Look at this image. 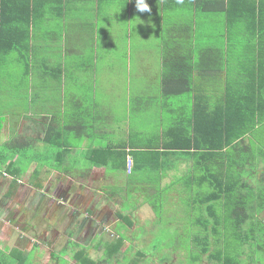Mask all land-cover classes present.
<instances>
[{"label": "crops", "instance_id": "obj_1", "mask_svg": "<svg viewBox=\"0 0 264 264\" xmlns=\"http://www.w3.org/2000/svg\"><path fill=\"white\" fill-rule=\"evenodd\" d=\"M143 4L150 11H141ZM133 27L139 46L116 47ZM153 32L156 37L151 43ZM182 57L185 65L180 62ZM183 85L192 86L195 93L177 94L176 88ZM3 86L7 98L0 102L4 111L0 147L6 142L18 145V153L1 164L0 175L11 180L5 195L9 198L13 183L23 185V180L32 186L40 182V188L28 191L36 192L33 208L29 214L26 209L18 221L30 226L29 222H40L42 216L51 218L63 211L46 209L38 193L48 184L46 178L61 173L45 170L31 157L25 163L19 152L40 144L47 127L70 118V175H66L70 178V226L84 231L86 240V233L95 230L89 224H103L91 241L107 240L103 232L121 223L123 200L139 199L140 191L173 202L179 199L173 187L184 186L180 180L190 164L165 158L159 171L158 161L149 160V148L161 141V130L173 120L183 123L179 126L183 132L193 100L196 121L206 127L201 134L213 137L222 120L229 134L247 133L242 129L249 126L255 111L262 116L258 131L264 135V101L259 97L264 96V0L1 2ZM46 90L49 93L43 97ZM131 97L133 115H129ZM18 107L22 110L16 119L12 113ZM146 111L158 118L154 126L141 120L147 119ZM8 166L17 169L6 171ZM141 172L144 178L137 175ZM146 205V201H137L129 215H144L141 208ZM0 209V222L17 224V214ZM138 224L133 221V229ZM3 226L0 243L6 239L10 245L14 236L5 233ZM4 260L0 256V264Z\"/></svg>", "mask_w": 264, "mask_h": 264}, {"label": "trees", "instance_id": "obj_2", "mask_svg": "<svg viewBox=\"0 0 264 264\" xmlns=\"http://www.w3.org/2000/svg\"><path fill=\"white\" fill-rule=\"evenodd\" d=\"M8 1L0 0V7L1 2ZM163 60L166 63L165 54ZM180 62L186 64L183 57ZM175 92L192 93L194 88L183 85L176 88ZM259 97L264 101L263 95ZM195 105L193 100L191 115L183 126V132L179 131V126L183 123L173 120L161 130L158 140L161 141L155 147L149 148V153L152 154L149 160L158 161L159 171L165 158L176 164H190L185 177L180 180L191 191L187 202L190 209L187 216L191 217L192 224L188 232L191 241L187 247L189 264H264V220L261 218L264 211V150L260 146H254L259 143L264 145L263 134L258 131L262 116L258 112H252L249 126L242 129L247 133L229 134L228 125L222 120L217 134L212 137L208 133L201 134V130L206 127L197 123ZM55 134L58 137L54 139ZM212 139L213 143L210 142ZM42 142L48 148L55 149L52 153L54 157L58 158L59 155L57 161H53L56 164H44V168H57V172L70 175V158H67L70 155V118L61 124L47 127ZM243 144L246 145L245 151L242 150ZM17 148L18 145H13L12 142H6L0 147V171L1 164L11 157L9 154L18 153ZM19 153L24 156L25 152ZM143 161L145 162L144 159ZM10 166L5 170L15 168ZM24 170L26 168L21 171ZM12 172L14 171L10 170ZM147 202L152 206L153 213L161 206L155 205L150 199ZM128 212L119 215L120 224L135 231L136 228L133 229L132 225L134 219L128 217ZM72 233L73 231L70 235ZM116 234L117 238L108 239L107 235V240L98 239L103 244L99 249L95 248L98 249L96 253L101 254H95L94 259L86 252L78 250L76 243L71 244L70 257L76 258L78 264H99L113 260L116 261L115 264H119L121 257L131 255L130 260L122 264H142L140 260L143 254L135 251L134 246L129 244L122 249L125 239L123 235ZM0 256L5 259L3 264H17L16 260L12 261L13 254L11 258L0 251ZM160 264L176 263H172V260L165 263L164 259Z\"/></svg>", "mask_w": 264, "mask_h": 264}, {"label": "rangeland", "instance_id": "obj_3", "mask_svg": "<svg viewBox=\"0 0 264 264\" xmlns=\"http://www.w3.org/2000/svg\"><path fill=\"white\" fill-rule=\"evenodd\" d=\"M133 29L134 27L132 28L130 35L127 36L125 40H120V43H117L116 47L132 49V46H139V44H136L134 42L136 29H134V31ZM154 34L155 32L150 34L149 39L151 43H154L153 38L156 37V35ZM120 80V78L119 80H116V83L119 84ZM131 90H134V88L130 87V96L132 94L134 95V92L132 91L131 93ZM5 91L6 89L4 88V86L3 88H0V102H3V100L6 101L7 95L5 94ZM48 93V90L44 91L43 97H45ZM132 97L130 99L129 115H133L134 111L133 107L135 104ZM21 110L22 109H19L18 107L16 113H12L14 114V116H16V119L18 118L17 115H21ZM145 113L147 115V119H141L143 120V123L149 121L151 125L154 126L155 122H158V118L154 117V115L149 111H146ZM3 114V107L0 106V122H2ZM164 122L166 121L164 120ZM245 146L246 145L244 144L242 145V150L245 149ZM254 146H260L261 149L264 150L263 144L260 145L259 143L255 144ZM54 150L55 149L52 148H47L46 150L41 142L40 144L33 146L31 149L25 150L24 162L29 163L28 158L31 157L32 160L40 161L42 165H54L56 164L53 162L55 159L51 155V151ZM9 156H11V154H9ZM26 159L28 161H26ZM45 165L43 166V168L45 167ZM23 168L26 167L24 166ZM48 169L49 168L47 167L45 168V170ZM53 170H57V168L49 169L50 172H52ZM2 173L3 171H0V174ZM137 175L143 178L145 177V174L142 172L137 173ZM50 176L51 178H46L48 184L43 187L41 192L38 193L42 198L41 200H44V207L46 209L61 208L63 209V211L59 214L57 212L56 215L51 218H45L44 216H42L40 222H29V220H27V223L29 222V224H31L30 226H27L28 224H21L18 220H22V217L19 218L20 215L23 216L27 212L29 214V211L33 208L32 204L35 202L36 192L28 191L40 188V182L38 181L35 183V185L38 187H35V185L29 186L23 180V185L13 183V186L11 185L9 187V199L8 197H6L5 192L6 185L11 180L9 178L4 179V175H0V208L10 209V211H12V214H17L14 218L15 220H17V224L11 223L12 225L6 226L7 223H9L8 221L5 220L3 222H0V228L4 227L3 225H5L4 232L9 236H14V239L11 241L10 245H8L9 243L8 240L6 241V239L5 242L0 243V251L2 252V254L6 253L11 258L13 254L12 261L23 260V264H35V259L40 260L37 261V264H78V262H76V258L70 257L71 244L78 243L84 245L81 246L76 244V246H78V250L86 252L92 259H94L95 254H101L96 252L103 243L98 241V239L91 241V236L94 235V232L98 230V233H101L103 224H89L90 226L95 228V230L88 231V233H86L87 239L84 240L85 232L80 231L78 228V230H76V228H72L70 226V178L68 179V176L63 174H53ZM59 180H61V185L57 186V182ZM173 188L176 189L175 191L179 192V199L174 202L172 200H165L157 196H147L142 191L139 192V199L135 197L134 200L130 202L129 200L131 199L127 201L123 200L122 210L126 212L134 209V205L137 203V201H146L147 205L143 208H150H148L147 210L141 208L142 211H146L144 215L138 213L137 216H134L135 214L131 213V215L128 216H131L130 218L134 219L132 221L139 222L138 227L135 231L129 230V227L126 225L122 226L121 224H118L115 226V228L112 227L110 228V230L106 232L104 231L103 233H105L106 236L108 235L109 239L111 238V236L113 238H117L116 233L123 235V239H125V241L122 249L125 248L128 244L130 246H134L133 249L135 248V251L143 254V257L140 260L142 264H160L164 259L165 263H169L172 260V263L174 261L176 264H189L187 247L191 244V241L188 238V232L189 227L192 224H190L191 217L187 216V214L190 213L187 202L188 198H190L191 196V191L190 188L187 187L186 183L184 184V186L180 183V186L175 185ZM130 195L131 194H128V196ZM24 196L25 198H23ZM148 199H150L157 206L161 204V206H159V210L154 214L152 212V206L149 205V202H147ZM26 209H28L27 212ZM43 215H45V213ZM38 217L40 216L31 218ZM153 217L155 218L154 220L152 219ZM192 218H194V215ZM261 218L264 220V211L261 214ZM22 228H25L26 231L22 230ZM71 231H73V235H70ZM126 233H128V235ZM133 239H136L137 241H132ZM17 243L20 244V246H18ZM126 256L121 257L119 264L128 262L132 257L131 255ZM115 262L116 261L113 260L108 262H100L99 264H115Z\"/></svg>", "mask_w": 264, "mask_h": 264}, {"label": "built area", "instance_id": "obj_4", "mask_svg": "<svg viewBox=\"0 0 264 264\" xmlns=\"http://www.w3.org/2000/svg\"><path fill=\"white\" fill-rule=\"evenodd\" d=\"M132 168V160L131 158H127V172L130 173Z\"/></svg>", "mask_w": 264, "mask_h": 264}, {"label": "clouds", "instance_id": "obj_5", "mask_svg": "<svg viewBox=\"0 0 264 264\" xmlns=\"http://www.w3.org/2000/svg\"><path fill=\"white\" fill-rule=\"evenodd\" d=\"M141 11H150L148 8L147 4H143L142 7L140 8Z\"/></svg>", "mask_w": 264, "mask_h": 264}, {"label": "flooded vegetation", "instance_id": "obj_6", "mask_svg": "<svg viewBox=\"0 0 264 264\" xmlns=\"http://www.w3.org/2000/svg\"><path fill=\"white\" fill-rule=\"evenodd\" d=\"M65 193H66V189H65Z\"/></svg>", "mask_w": 264, "mask_h": 264}]
</instances>
